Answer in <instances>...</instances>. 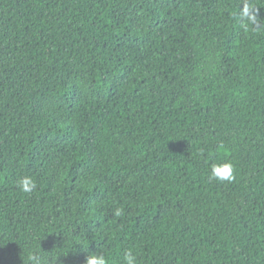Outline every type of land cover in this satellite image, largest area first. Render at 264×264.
<instances>
[{
    "label": "trees",
    "instance_id": "obj_1",
    "mask_svg": "<svg viewBox=\"0 0 264 264\" xmlns=\"http://www.w3.org/2000/svg\"><path fill=\"white\" fill-rule=\"evenodd\" d=\"M101 250L264 264V0H0V264Z\"/></svg>",
    "mask_w": 264,
    "mask_h": 264
},
{
    "label": "clouds",
    "instance_id": "obj_2",
    "mask_svg": "<svg viewBox=\"0 0 264 264\" xmlns=\"http://www.w3.org/2000/svg\"><path fill=\"white\" fill-rule=\"evenodd\" d=\"M240 19L242 26L245 30H250L254 25L258 23L259 10L256 9L252 4L245 3V6L240 10ZM257 31L261 29H256ZM236 166L235 163L231 160H221L214 162L211 165L210 178L219 182H232L235 180ZM18 187L24 193H32L37 188V181L31 175L22 176L17 181ZM116 217L123 215L122 208H116L114 211ZM87 250V249H85ZM30 259L33 261V264H41L42 257L37 251L30 256ZM124 264H138L137 256L132 251L129 250L125 253ZM51 264H57V258H52ZM85 264H110L109 257L101 250L97 252H88Z\"/></svg>",
    "mask_w": 264,
    "mask_h": 264
}]
</instances>
